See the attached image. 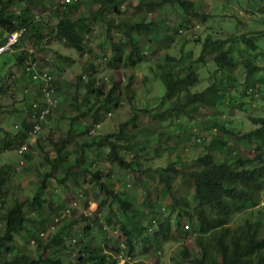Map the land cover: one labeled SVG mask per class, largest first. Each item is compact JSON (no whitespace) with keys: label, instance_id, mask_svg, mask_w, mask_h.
<instances>
[{"label":"trees","instance_id":"trees-1","mask_svg":"<svg viewBox=\"0 0 264 264\" xmlns=\"http://www.w3.org/2000/svg\"><path fill=\"white\" fill-rule=\"evenodd\" d=\"M17 1L22 0H0L1 29L7 31L16 29V25L10 21L14 15L11 12L8 13L7 8ZM23 1L26 10L23 9L20 16L15 17L18 18L19 24H24L31 30L37 29L35 25L38 22L34 21L37 9H45L47 4H51L55 6L51 11L56 19L53 31L58 37L64 38L67 47L79 52H83L88 46L84 35L86 31L87 33L90 31V27L84 22L86 20L89 23L103 21L106 25L105 39L111 43V58L108 61L110 69L124 67V65L132 67L140 62L139 35L154 24L153 21L147 19L149 11L160 9L166 2L178 1L186 11L183 16L186 23L190 24L193 16L205 15L200 14L192 3L185 0H138L139 5L133 6L134 11L131 14L127 12V9L132 7L129 0H85L88 14L80 18L73 16L79 6L77 0L73 3H58V0ZM124 1L127 4L126 10L120 11L119 5H122ZM258 1L264 8V0ZM95 3L99 5L97 9H93L92 5ZM35 34L37 38H42L40 31L37 30ZM118 36H123L124 41L114 42ZM241 40L251 49L255 48L251 39L246 40L242 37ZM128 46L131 51L124 55L125 47ZM204 49L208 51L207 44ZM21 55L17 59L18 62L23 60V54ZM216 63L221 64L224 87L241 88L250 84L254 88L256 84H262L261 80L264 81L263 77L255 80L253 76L255 71H264V65L256 68L248 62L246 64L248 71L239 82L234 74L236 68L232 59L225 51L219 54ZM89 66L83 74L85 78L78 76L73 84L71 99H82L84 105L81 106L77 102L70 104L75 107V114L63 118L64 122L68 123L67 132L63 137H58V140L54 141L47 135L45 139L39 137L36 143L31 144L29 132L33 128L32 122L23 120L14 134L0 128V154L16 148L15 146L19 148L21 145H27L28 149L18 153L21 165L28 166L32 160L30 150L35 146L43 151L42 160L45 167L38 177L34 195L22 201L14 195L15 193H11L13 191L11 182L7 183L12 166L7 164L0 167V222L2 223L0 226V264H116L115 258L108 255L106 246L100 247L95 242L89 244L90 241L84 244L79 256L74 258V262L62 260L61 252L65 247V238L69 237L71 231L72 218L67 220L66 213H73L74 209L67 208L68 212L63 211L64 203L59 215V211L51 212L54 201L50 199V186L47 185V181H54L57 187L63 188L66 193L78 189L81 192L79 196L84 194L86 197L91 190L100 192L102 199L97 212L107 205L108 216L104 218L105 223L121 232L129 252L134 249V240L138 238L143 241L144 245L160 248L161 244L181 241L180 238L189 234L194 238L197 254L192 255L187 248L181 246L177 252V259H172L174 264H264V207L262 211L257 210L256 218H246L239 225H230L233 217L256 207L262 200L264 122L261 121L262 125L259 128L241 136L236 134V130H228L224 123H217L214 127L219 135L211 134L212 137L205 147L206 153L197 157L192 162L191 168H183L180 165L181 162L168 161L164 169H155L151 167L152 157L141 156L140 152L143 147L138 144L137 137H145L146 144L148 141L158 144L154 151L156 155L159 154L158 147L160 151L161 148L169 145L168 143L171 146L175 145L179 161H181V141L184 135L180 132L184 126L179 122L180 118L183 115L191 117L188 114L190 111L198 114L199 109L207 107L211 102L219 101L223 94L219 95L220 88L211 85L200 93H185L181 100L180 90L175 87L172 75L165 70L162 81L167 91L160 101L151 98L150 95H142L141 91L136 88L138 87L135 86L137 81H146L144 75L141 80L133 73L128 74L125 79L110 75L107 85L104 80L98 82L91 72L95 64L91 63ZM27 72L31 76L35 70ZM138 76L140 77V74ZM17 77L18 75L13 80L16 81ZM55 79L56 77L52 81L40 79L35 84L29 80L26 87H29V90L24 92L25 101L30 103L34 99H39L45 102L46 92L53 89L50 98L56 101L58 108L60 95ZM192 83L193 79L190 78L185 81L187 86ZM3 84L5 82L0 81V95L4 90ZM105 86L109 88L102 90ZM248 89L250 92L255 91L252 86ZM249 91L245 90V95L250 94L252 98L253 95ZM227 97L232 108L243 109L246 105L245 102L230 94ZM164 99L171 102L170 107H159ZM123 104L129 106L131 116L119 122L113 132H99L98 126L104 120H106L104 122L112 123L113 119L109 116ZM248 105L251 106V104ZM173 118L176 120L175 127L169 129L166 126V120ZM78 121L80 126L77 125ZM80 121H87L88 126ZM92 129H94V134L89 135ZM77 133L81 136H74ZM229 141H233L234 145L240 141L254 144V157L241 159V156L237 154L233 156L229 152L227 154L231 156L227 161H224L226 159L224 158L221 162H217L214 159L215 152L226 151L229 148ZM126 143H130L131 146L125 145ZM45 145H48L49 150H46ZM69 145H71L70 148ZM132 147L134 152L128 160L122 153L127 154ZM105 164L110 165L109 171L103 170L106 168ZM119 171L137 172L136 181L143 187L145 186V193L139 206H136L134 199L127 194L126 186L120 183L118 178H114V176L118 177ZM154 175L158 177L156 185H160L162 196L170 198L166 206L161 205L157 194L155 195L150 190L149 184L155 179ZM176 176L180 177V184L193 189L191 197L179 195L176 190L173 191ZM129 186L130 183L127 184V187ZM192 201L194 204L190 205ZM52 214L58 216V226L56 224L53 233L44 238L43 229L47 228L44 227V223L48 218H52L49 222L51 223L54 218ZM26 225H31V227L26 229ZM97 226L101 229L100 225ZM33 227L37 228L35 234ZM23 229L28 232L32 231V236L34 235L36 256L29 254L24 248L18 249L13 245V235ZM84 229V231L89 230V226H84ZM47 251L49 252L45 255Z\"/></svg>","mask_w":264,"mask_h":264},{"label":"rangeland","instance_id":"rangeland-1","mask_svg":"<svg viewBox=\"0 0 264 264\" xmlns=\"http://www.w3.org/2000/svg\"><path fill=\"white\" fill-rule=\"evenodd\" d=\"M192 4H199L200 8H203L210 12V15L206 18L205 21H202L198 18H195L192 20L193 26L198 29L199 37L197 40H191L188 39L185 35L189 33L190 35L192 32L185 31L183 34H175V29L168 27V22L172 21H178L182 25H185V22L182 18L183 11L181 7L178 4H174L172 8H166V13H163L161 15V18H164L163 22H154L149 29L143 33V37L140 40V45L142 50H146V54L143 57V60L140 63V66L142 68V73L146 74L147 80L145 83L141 82V84L136 82L135 86H138V90L141 91L142 95H156V94H164L165 86L163 85L162 78L160 79V72H161V65L165 62H162L164 60V57L166 54L169 56L174 57L176 60L179 58V56H183L185 53L188 56L187 60V66L189 64L190 67L186 68V70L180 73V76H183L185 73L189 71V69H192L197 73H201L202 79L199 80V82L196 83L195 87H189V92H196V91H202L207 86V81L210 82L220 80L222 78V74L218 75L216 71V65H215V58L223 51H230L232 53V56L237 58L238 64H236V75L238 79H242L245 73V63L247 60V53L245 52V46L243 43L239 41L240 34H245L247 37H254L257 43V49L254 52H251L254 54L255 59L253 60V63L256 66H263L264 64V58L261 57L262 54L258 52H264V13L263 9L259 5L260 9L256 5H254L253 0H185ZM130 8L127 9L128 14H131L134 11V7L139 5L138 0H129ZM128 3V4H129ZM82 6H86V1L81 0L79 2ZM51 5V4H50ZM254 5V7H253ZM93 9H97L99 5L97 3L93 4ZM127 7L126 2H123V5H120V11L126 10ZM253 7V9H252ZM169 9V11H168ZM39 11V10H37ZM86 11V10H85ZM41 12V11H40ZM84 12V9L82 8L77 13H75V16L80 15ZM157 12L162 13L163 10H157ZM13 14H18V9L12 11ZM87 13V11H86ZM56 23V19L52 16V12L50 11H43L41 21L35 25L37 29H29L28 35L23 40L21 44L17 46V50H13L11 52H6L0 55V77L2 81L5 82L3 84V93L0 95V128L3 130H6L7 132H10L11 134H14L19 129L21 122L24 120V111L25 106L27 102L24 99V92H23V86L27 85L28 82V72L25 70H22L23 72L21 74H17L18 68H20L23 65H20V62L17 63V59L19 56L23 53L22 50L25 47H27L29 44L35 43L36 46L39 47V51L43 54H46L50 57L51 65L54 67L55 77L57 81L56 88H58V92L60 95V104L55 111L47 120L45 128H43L44 132L42 133V136H49L52 140L57 141L58 137H63L68 129V123L64 122L63 118H68L71 115L75 114V107L70 105L71 103L74 104L77 102L80 103L81 106L84 105V102L82 99L76 98V100L71 99L72 93L74 90L73 84L76 81V77L80 76L84 73L86 70L87 60H90L89 55H80L78 54L74 49H71L67 46H65V43L60 39V37H57L56 33L53 32L54 26ZM173 26V23H170ZM161 25V34L158 37H155L154 34L156 33V27ZM171 26V25H170ZM193 29V28H191ZM41 31L42 38L39 39L35 35L36 31ZM94 30L97 31L96 34H94L92 37H90V47L96 54L99 53V49L101 46L99 45V38L102 36L101 28L99 27L96 29L94 27ZM195 32V29H193ZM159 30H157V33ZM164 32V33H163ZM171 32V37L167 34ZM210 35L211 39H218L221 43V49L217 54L214 56L211 54L209 56H206L202 62L196 61L197 57L200 54V50L202 47V44L205 40V37ZM232 40V41H231ZM198 41V42H196ZM172 42V44L170 43ZM170 43L168 48L165 50L163 47ZM34 45V44H33ZM107 44V51H108ZM161 50V51H160ZM248 49H246L247 51ZM160 53H157L159 52ZM247 52H250L248 50ZM152 53H156L158 55H153ZM25 57V56H23ZM84 58H87L85 60ZM70 60H73L70 62ZM251 61V59H250ZM96 66L94 67V70H90L96 79L100 78L101 80H104L105 84H109L107 81L108 75L110 76V73L108 71L107 63L105 64V61L103 60H96ZM152 67V69H150ZM124 67L119 66L118 68H114L113 70H122L117 71L116 73H121L124 70ZM150 69V70H149ZM174 69V66L172 67ZM255 74L257 78L263 77L264 78V71L258 70ZM132 72V71H130ZM134 72V71H133ZM114 73V74H116ZM124 73V72H123ZM136 73V71L134 72ZM127 75L125 72L124 75ZM17 80L14 81L12 76H17ZM136 77L141 80V78L138 76V74H135ZM218 75V76H217ZM263 75V76H262ZM116 76V75H115ZM13 80V81H12ZM15 82V83H14ZM59 82V84H58ZM177 85L179 87H183L184 83L183 81L179 80L177 81ZM254 89L255 91L250 92L251 95H245V91L243 90V87L241 89L235 87V88H226L227 90H230V95L237 98L238 100H242L245 102L246 105H244L243 109L240 108H231L226 109L227 106L223 107L225 108V111L229 114V117L232 120L233 125L236 127V130L239 132L242 131H248L254 128H257L258 125L254 124L255 120H262L264 121V83L262 84H256ZM222 87V86H221ZM109 88V86H105L102 90H106ZM262 89L263 91H260ZM183 92V91H182ZM184 94V93H183ZM182 94V96H183ZM161 95V96H162ZM162 98V97H161ZM228 97H226V101L228 102ZM252 100V102H251ZM67 101V103L65 102ZM161 101V99H160ZM229 104V103H228ZM248 104H251L249 106ZM166 104H164L165 106ZM230 105V104H229ZM159 107H162L161 105ZM155 108V106H154ZM248 108V109H247ZM211 107L207 106L199 110V113L191 112L188 113L191 117H186V120H181V123L184 127V130L178 131L181 135H186L188 132V129L195 128L196 130H199V138H201L203 141L199 145H196L195 136H186L183 138V145L187 149L185 151V156L182 158L181 161H179L178 152L175 145H166L165 148H161L158 152L159 154L156 155L154 151L156 150L155 147L158 146V144H152L148 141L146 144L145 137H137V142L139 145L143 147L140 154L141 156H148L152 157V168L159 169L167 166L168 161H177L181 162L180 165L183 168H191L192 162L195 158L198 156H201L206 153L205 147L208 145L209 133H206V127L211 128L214 127V124L211 123L214 119L219 121L223 114L218 111H211ZM131 116V111L129 109V106L127 104L121 105L118 110L115 113H112L109 118L113 119L112 123L104 122V120L101 125L98 126L99 132L106 131L108 133H111L117 128L119 122L125 121ZM209 116H212L213 118L210 119ZM88 119V118H86ZM81 122V121H80ZM115 123V125H114ZM169 129H172L174 124H170V122H167ZM77 125L80 126L79 121L77 122ZM204 128V130H203ZM80 134V133H79ZM77 133V135L74 136H81ZM2 135V134H1ZM156 136V135H153ZM85 137V136H84ZM175 140V138H173ZM31 142H33V138L31 139ZM144 144V145H143ZM73 145V143H72ZM125 145L131 146L130 143H126ZM177 145V144H176ZM46 146V150H49L48 145ZM11 148L3 153L0 154V167L3 165H9L12 166V171L10 172V179L7 183L11 182V190H13L11 193H15L14 195H17L19 200H24L26 197L31 198L35 193V187L38 182V177L41 175V173L45 170V167L43 165L42 155L43 151L35 148V146L30 150V155L32 156V160L29 163L28 166H23L20 163V155L18 153V147ZM26 147H28L26 145ZM69 148L71 145L68 146ZM130 149V148H129ZM51 150V148H50ZM241 153L244 155L250 156L253 153L252 147H247L245 145H242L240 148ZM127 154L122 155L126 159H130L132 157V154L134 152V149L132 147V150H129ZM74 155V154H73ZM74 157V156H72ZM215 160L219 162L218 160H222L221 155H216ZM29 162V161H26ZM106 167L103 169L104 171H109L110 165L105 164ZM117 170V169H115ZM107 173V172H106ZM137 172L134 171H119L118 177L114 176V178H118V181L120 183H123L127 188V194L129 197L134 199V202L136 206H139L142 202L143 195L145 193V186L143 187L142 184L140 185L137 180ZM105 175V173H103ZM140 175V174H138ZM156 175V174H155ZM155 177L153 181L150 182V190L151 192H154L155 195L157 194L158 199L161 203V205L166 206V204L169 203L170 198L162 196L160 185H156L158 183V177ZM174 190H176L177 194L179 195H187L188 197L192 193L191 187H186L180 184V177L176 176L174 177ZM130 183V186L127 187V184ZM47 185L50 186V199L54 203L51 212H58V215L60 213V209L62 204L65 203L64 208L66 209L69 204L76 203V210L74 209L73 213L68 214L67 220L71 219L70 222V228L71 231L69 232V237L65 238L64 248L61 252V258L64 261H72L74 262V258L79 256V251L82 250L83 245L85 244L84 237V226L88 225L90 227L89 235L95 236L96 242L100 247H104L105 245H108V248L117 249L118 243L124 238L119 231H116L117 233L114 234V228L111 229L108 227L106 230H101L95 220L96 216H88L85 217L82 214V211L86 210L89 212H92L95 208H97L98 205H100V201L102 199L100 192H95V190H91L88 192L86 197L84 194L82 196H79L81 194L80 190L74 189L73 191L66 193L63 188L57 187V184L54 181H47ZM85 197V199H83ZM191 197V196H190ZM77 199V200H76ZM264 204V202H262ZM194 204L193 201L190 203V205ZM72 209V210H73ZM28 210L27 207L25 209ZM100 215L102 219H104L107 214V205L103 206L100 209ZM264 212V211H263ZM257 210L256 208H252L247 210L246 212L239 214L235 217H233L232 221H230L231 226L239 225L244 221L246 218L254 219L257 217ZM53 220L50 222L52 218H48V220L44 223L47 227L43 229L44 238L47 236H50L53 233V230L56 227V224L54 222L55 218H57V215H54ZM51 215V217H52ZM45 216V213H44ZM74 222L73 224H71ZM29 223V222H27ZM49 223V224H48ZM30 224V223H29ZM2 223L0 222V226ZM72 225V226H71ZM26 229L30 228L31 225H26ZM54 229L52 230L53 227ZM58 226V224H57ZM26 229H23L19 231L18 233H15L13 235V245L16 248H24V250H27L29 254L36 256V249L34 248V241L32 236V231L28 232ZM58 227L56 228V230ZM147 231V230H145ZM33 232H37V228L33 227ZM119 232V233H118ZM148 232V231H147ZM75 237L76 239L79 238L82 241L78 245H72L71 239ZM178 242H167L165 244H161L160 248L155 247H149L148 244L144 245L143 241H140L138 238L134 241V251L132 252V264H174L173 258L177 259L178 256V250L181 246L187 248L189 252L192 255L197 254V249L195 248V241L194 238L187 234L184 235V237L180 238ZM90 242L89 244H91ZM76 244V243H75ZM23 250V249H20ZM158 250V251H157ZM49 251L45 253V255L48 254ZM113 252V251H112ZM74 254V256H73ZM176 254V255H175ZM44 255V256H45ZM109 255V254H108Z\"/></svg>","mask_w":264,"mask_h":264},{"label":"clouds","instance_id":"clouds-1","mask_svg":"<svg viewBox=\"0 0 264 264\" xmlns=\"http://www.w3.org/2000/svg\"><path fill=\"white\" fill-rule=\"evenodd\" d=\"M76 0H58V3L60 2V3H73V2H75ZM78 2H80L81 0H77ZM84 2H85V0H84ZM188 2V1H187ZM253 2H254V5H256L257 7H258V9H260V7H259V5L261 6V8H262V5H261V3L258 1V0H253ZM174 4H178L180 7H181V5H180V3L178 2V1H176V2H173V3H168V2H166V3H164V5L160 8V9H158V10H163V12L162 13H160V12H157V10H151V11H149L148 13H147V19L148 20H150V21H153V22H163L164 21V18H161V15L163 14V13H166V11L165 10H167L166 8H172L173 7V5ZM259 4V5H258ZM56 5V4H55ZM58 5V4H57ZM123 5V4H122ZM254 5H253V7H254ZM120 6V5H119ZM193 6H194V8L195 9H197L198 11H199V13L200 14H205L204 16H201V17H196V16H193V18L191 19V23L190 24H188V23H186L185 22V20H184V18H183V16L186 14L185 12V10L181 7V9H182V11H183V13L184 14H182V18H183V20H184V22H185V25H182L181 23H179L178 21H172L171 20V22H168V27H169V29L172 27V28H174L175 29V34L177 33V34H183L185 31H189V32H192V34L190 35L189 33H187L185 36L186 37H188V39H191V40H197V38L199 37V32H198V29L196 28V27H192L193 26V22H192V20H194L195 18H198V19H200V20H202V21H205L206 20V18L210 15V12L209 11H207V10H205V9H203V8H200V5L199 4H193ZM55 8V6H52V5H48L47 4V10H45V9H37V10H39V11H37L36 12V14H35V20L34 21H36V22H40L41 21V17H42V12L43 11H50V12H52L51 10L52 9H54ZM253 7H252V9H253ZM84 9V12L82 13V14H80V15H77V16H75V13H77L79 10H81V9ZM86 8H87V4H86V6L84 7V6H82L81 4H79V6H78V8H77V10H75L74 11V13H73V16L74 17H82V16H85L86 14H88V12L86 13ZM16 9H18V11H19V13L18 14H13L14 16L11 18V22H12V24H15L16 25V29L15 30H13V31H7V30H3V29H1L0 28V45H4V44H8L9 43V47L6 49V50H4L3 52H0V55L1 54H3V53H6V52H11V51H13V50H17V49H19V48H17V46L19 45V44H21L22 42H23V40H25V38L27 37V35H28V32H29V28L28 27H26L24 24H19L18 22H17V20H18V18H15V17H19L20 16V14H21V11L24 9V10H26V7H25V3H24V1L22 0V1H17L13 6H11V7H8L7 8V12L9 13V12H11L12 13V11L13 10H16ZM120 9V8H119ZM263 10V13H264V8H262ZM41 11V12H40ZM110 12H112V10H109ZM168 11H169V9H168ZM26 13H29V11H25ZM17 22V23H16ZM85 24H87V25H89V29H90V31L87 33V31L85 32V37H86V40H87V48L83 51V52H79V51H77V50H75L78 54H80V55H88V54H90L89 55V57H90V60H87V58H84L85 60H87L88 61V63H87V66H89L91 63H93V64H95V66L97 65L96 64V60H98V59H100V60H103V61H105V64L107 63V66H108V71H109V73H110V75H113L115 78H120V79H125L126 77H127V75L128 74H140V76L142 77V75H144L145 76V78H146V80H147V76H146V74H143L142 73V68H141V66H140V63H141V61L143 60V57H144V55L146 54V52H148V51H146V50H142V48H141V45L139 46V49H140V52H139V54H138V56H140V62L137 64V65H135V66H132V67H127V66H125L124 65V73L126 72L127 73V75L125 74L124 75V73L123 72H121V73H116L117 71H122V70H113V69H110V67H109V65H108V61H109V59L111 58V47H108V51H107V44H108V46H111V43H109V41L107 40V39H105V29H106V25H105V23L103 22V21H101V22H98V23H89L87 20H86V22H84ZM170 23H173V26H172V24H170ZM18 24V25H17ZM171 25V26H170ZM94 27H96V29H98L99 27L101 28V33H102V36L99 38V45L101 46V48L98 50L99 51V53L98 54H96V52H94L93 50H92V48L90 47V44H91V41H90V37H92L94 34H96L97 33V31H95L94 30ZM156 27V33L154 34V36L155 37H158V36H160V34L162 33L161 31V25H158V26H155ZM191 28H193V29H195V32H194V30L193 29H191ZM157 30H159V32L157 33ZM41 32V31H40ZM53 32H55V31H53ZM42 33V32H41ZM164 33V32H163ZM171 32H169V33H167L170 37L172 36V35H174V34H170ZM58 37V36H57ZM143 37V33L142 34H140L139 35V40H141V38ZM242 37H245L246 38V40L247 39H251L252 41H253V43H254V45H255V48L254 49H251L248 45L246 46L245 44H244V41H242L241 40V38ZM64 43H65V40H64V38H60ZM118 40H121V41H124V37L123 36H118L117 37V39H115L114 40V42H116V41H118ZM232 41V40H231ZM239 41L241 42V43H243V45L245 46V52L247 53V60H246V62H250V63H252L256 68L257 67H260V66H256L254 63H253V60L255 59V56H254V54L253 53H251V52H254L255 53V51H256V49H257V43H256V40H255V38L254 37H247V36H245V34H240V36H239ZM196 42H198V41H196ZM33 44H29L27 47H25V48H23V49H20V50H22L23 51V56H25V57H23V60H22V62H20V65H23V66H21L20 68H18L17 70H18V72H17V74H21L23 71L22 70H25V71H28V70H35V72H37V73H39V74H42V72L43 71H46L49 75H50V81H52V79L53 78H55V72H54V67L51 65V60H50V57L48 56V55H46V54H43V53H41L40 51H39V47L38 46H36L35 45V43L34 42H32ZM125 43H126V41H125ZM171 44H172V42H170ZM170 43H168L167 45H165L164 47H163V49H161V50H165L166 48H168V46L170 45ZM221 42L218 40V39H211L210 38V35H208L207 37H205V40H204V42H203V44H202V47H201V50H200V54H199V56L197 57V59H196V61H199V62H202L203 61V59L206 57V56H209V55H215V54H217L218 52H219V50H222L221 49V44H220ZM206 44H207V50L208 51H206L204 48H205V46H206ZM247 44V43H246ZM66 46V45H65ZM72 49V48H71ZM246 49H248V50H250V52H247L246 51ZM160 50V51H161ZM129 51H131V48H130V46H128V47H125V54L124 55H126V53H128ZM146 51V52H145ZM160 51L159 52H157V53H160ZM223 51H225L228 55H229V57L232 59V63L234 64V66H235V68L237 67L236 66V64H238L239 62L237 61L238 59L237 58H235V57H233L232 56V53L230 52V51H226V50H223ZM257 52V51H256ZM258 53H261L262 54V56L261 57H263L264 58V52L262 51V52H258ZM153 55H155L156 53H152ZM156 55H158V54H156ZM255 55H256V53H255ZM20 56H22V55H20ZM19 56V57H20ZM137 57V56H136ZM135 57V58H136ZM219 57V55L215 58V60H214V62H215V65H216V71H217V73H218V75H220V74H222V78L220 79V80H218V78L216 79V81H213V82H210L209 80L207 81L208 83H207V86L202 90V91H196V92H189L188 91V89H189V87H195L196 86V83L197 82H199V80L201 81V80H203L202 79V76H201V73H199L198 75H197V73L198 72H196V71H194V70H192V69H189V71L187 72V73H185L183 76H180V73L183 71H185L186 70V68H188V67H190L189 66V64H188V66H187V60H188V56L186 55V53L183 55V56H179V58H177V60L174 58V57H172V56H169L168 54H166L165 55V57H164V60L162 61V62H165V63H163L160 67H161V72H160V79L162 78V76L164 75V71L165 70H168V73L170 74V75H172V79L174 80V85H175V87L178 89V90H180V92H179V96L181 97V100H183V96L185 95V93L186 94H188V93H191V94H193V93H200V92H203V91H205L208 87H210L211 85H216L217 87H219L220 88V90H219V95H221L222 93V97L220 98V100L219 101H214L213 103L211 102L210 104H208V106L209 107H211L212 109H211V111H213V112H215V111H218V112H221L222 114H223V116H222V118L219 120V121H217L216 119H214L211 123H213L214 124V126H215V124H222V123H224L227 127H228V130H236V127L233 125V123H232V120H231V118L229 117V114L225 111V108H223V107H225V106H227L226 107V109L228 108V109H231L232 107L228 104V102L225 100L226 99V97H227V95L228 94H230V90H227L226 88L227 87H224V82H223V80H224V74H223V72H222V69H221V64H217L216 63V59ZM126 57H124V59H125ZM250 59H251V61H250ZM73 60H70V62H72ZM17 63H18V61H17ZM246 64L247 63H245V73H247L246 71H248V70H246ZM264 64V63H263ZM174 66V69H172V67ZM90 67V66H89ZM88 67H86V69H87ZM51 69V70H50ZM150 69H152V67H150ZM149 69V70H150ZM92 70H94V69H92ZM51 71H52V73H51ZM130 71H132V72H130ZM136 71V73H134V72ZM85 72V71H84ZM258 72V71H257ZM256 71L253 73L254 75V79L256 80V79H260L259 77L257 78V76H255V74L257 73ZM114 73H116V74H114ZM235 73H236V70H235ZM234 73V74H235ZM245 73H244V75H245ZM33 74L34 73H32L31 74V76H29L28 75V82H29V80L30 81H32L34 84L35 83H37L41 78H34L33 77ZM84 74V73H83ZM83 74H81L80 75V77H84L85 78V76L83 75ZM116 75V76H115ZM217 75V76H218ZM236 75V74H235ZM237 76V75H236ZM78 77V76H77ZM108 77H109V75H108ZM140 77V78H141ZM1 78L2 77H0V81H2L1 80ZM12 78L14 79V78H16V76H12ZM188 78H190V79H193V83L192 84H190L189 86H187L186 84H185V81H187V79ZM242 79H243V77H242ZM242 79L240 80V79H238V77H237V80L239 81V82H241L242 81ZM98 80V82H102V80L100 79V78H98L97 79ZM179 80H181V81H183V83H184V86L181 88V87H179L178 85H177V81H179ZM28 82H27V85H24L23 86V92H28V90H29V87L28 88H26L27 86H28ZM31 83V82H30ZM32 83V84H33ZM138 83L139 84H141V82H139L138 81ZM143 83H145V82H143ZM261 83H264V81H262L261 80ZM39 85V84H38ZM163 85H164V83H163ZM165 86V85H164ZM222 86V87H221ZM251 85L250 84H246L244 87H243V90L245 91H249L250 89H248L249 87H250ZM137 88V87H136ZM242 88V87H241ZM241 88H239V89H241ZM167 90H166V87H165V91H164V94L161 96L160 94H156V95H153V96H150L151 98H155V99H157V100H160V99H162L161 97H163L164 95H165V92H166ZM183 91V92H182ZM261 91H263L262 89H261ZM50 94L53 92V89H51L50 91H48ZM184 93V94H183ZM182 94H183V96H182ZM33 99V98H32ZM31 99V100H32ZM173 99V98H172ZM171 99V100H172ZM30 100V101H31ZM54 101V105L53 106H51V107H46V105H45V102L44 101H40L39 99H34L33 100V102H28L27 104H26V106H25V111H24V120L27 122V121H29V122H32L33 123V128H32V130H30V132H29V136H30V143L31 144H34V143H36V141H37V139L39 138V137H42V139H45L46 138V136H42V133L41 132H44V130H43V128H45V126H46V123H47V120H48V118L54 113V110L57 108V106H56V101L55 100H53ZM263 101H264V98H263ZM39 102H40V104H39ZM44 103V104H42V103ZM164 104H166L165 106H164ZM162 106V107H170L171 106V102L170 101H167V100H165L164 99V101H163V103L161 104H159V106ZM162 107H160V108H162ZM39 108H41L40 110H38ZM47 110V112L43 115V117L42 118H40V114H41V112L42 111H44V110ZM200 110V109H199ZM36 112V114H33V112ZM192 112V111H191ZM186 117H188V116H182L181 118H180V123H181V120H186L185 118ZM190 118V117H189ZM209 118L210 119H212L213 117L212 116H209ZM176 120H174V118L173 119H170V120H166V126H168V123L167 122H170V124L172 125V123H176L175 122ZM261 121L262 120H255L254 121V124H256V125H258V127L257 128H259V126L260 125H262L261 124ZM81 122H83V123H85L86 125H87V121H81ZM264 122V121H263ZM182 124V123H181ZM85 125V126H86ZM264 125V124H263ZM38 127L39 129L38 130H35V127ZM88 126V125H87ZM185 127V126H184ZM184 127H183V129L182 130H184ZM205 127H206V133H209L208 134V136H209V139L212 137L211 136V134L212 133H215L217 136L219 135V132L217 131V130H215V127H211V128H207V125H205ZM169 128V127H168ZM257 128H254V129H251V130H248V131H242V132H239L238 130H236V134H238L239 136H241L242 134H245V133H247V132H250V131H253V130H255V129H257ZM188 129V132H187V134L186 135H184L183 136V138H185L186 136H195L196 138H195V141H196V145H199L200 143H202V139L201 138H199V130H196L195 128H192V129H189V128H187ZM203 130H204V128H203ZM205 131V130H204ZM91 134H94V129H92V130H90V133H89V135H91ZM190 136V137H191ZM155 137V136H154ZM33 138V142H31V139ZM183 138H182V141H181V150H180V152H181V154H182V158L185 156V151L187 150L186 148H185V146L183 145ZM242 145H245V146H249V147H252L254 150H253V153H252V155H250V156H247V155H244L243 153H241V150H240V148L242 147ZM228 149L226 150V151H216L215 152V156H214V159L216 158V155H221L222 156V160L224 159V158H226V159H224V161H227L228 159H229V157L231 156V155H228L227 153H229V152H231L232 154H233V156L234 155H238V156H241V159H243V158H249V159H252L253 157H254V155H255V147H254V144H249V143H246V142H242V141H240V143L238 142V143H235V145H234V143H233V141H229V144H228ZM26 148L28 149V147H26V145H21L19 148H18V152H22L23 150H26ZM179 148V147H178ZM206 150V149H205ZM199 157V156H198ZM196 159V158H195ZM194 159V160H195ZM193 160V161H194ZM221 160V161H222ZM219 162H221L220 160H218ZM241 161V160H240ZM263 163H264V159H263ZM263 196V197H262ZM262 196H261V201L258 203V205L256 206V207H253V208H256V210H260V211H262V207H264V204L262 203V202H264V190H263V193H262ZM74 205H76V203L74 202V203H72V204H69L68 206H67V208H76V206H74ZM67 208L65 209H63V211H65V212H68V210H67ZM97 208H98V206H97ZM97 208H95L92 212H89V211H87V209L86 210H84V211H82V214H83V216H85V217H87L88 218V216H93V215H95L96 217H97V222H96V220H95V222H96V224L97 225H100L101 226V230L103 231V230H106V229H108V227H110L111 229H113V227H112V225H108V224H106L105 223V220L104 219H102V218H100L101 217V215H100V212L98 211L97 212ZM76 210V209H75ZM71 212H68V213H66L67 215L68 214H70ZM59 218L57 217V218H55V220H54V222L55 223H57V220H58ZM86 226H88V225H86ZM51 227H53V226H51ZM54 229V227L52 228V230ZM85 230V229H84ZM89 231H90V227H89V230H87V231H84V237H83V239L85 240V243L86 242H88V241H90V242H96L95 240H96V238H95V236L94 237H90L91 235H89ZM116 231H118L116 228H114V234H116L117 232ZM120 232V231H119ZM118 232V233H119ZM120 234H121V232H120ZM122 235V234H121ZM123 236V235H122ZM124 237V236H123ZM82 241V238H81V240L79 239V238H75V237H73L72 239H71V242L73 243L72 245H78V244H80V242ZM135 241V240H134ZM76 243V244H75ZM135 244V243H134ZM84 246V245H83ZM106 246V245H105ZM83 248V247H82ZM106 250L108 251L107 253L109 254V256H113L114 258H115V260H116V264H132V261H131V258H132V252L134 251V249L131 251V252H129V249H128V246L126 245V242H125V238H123L119 243H118V246H117V249H112V248H108V245L106 246ZM79 252L81 251V249L80 250H78ZM113 251V252H112ZM158 251V250H157ZM82 254H83V252H82Z\"/></svg>","mask_w":264,"mask_h":264},{"label":"built area","instance_id":"built-area-1","mask_svg":"<svg viewBox=\"0 0 264 264\" xmlns=\"http://www.w3.org/2000/svg\"><path fill=\"white\" fill-rule=\"evenodd\" d=\"M9 47V43L8 44H4V45H0V52H3L4 50H6L7 48ZM33 77L34 78H41V79H48L50 80V75L46 72V71H43L42 74H39L37 72H34L33 74ZM49 92H46V99H45V105L46 107H51L54 105V101L51 100L50 98V93L48 94ZM47 112V110L45 109L44 111L41 112L40 114V118L43 117V115ZM33 114H36V112L34 111ZM39 128L36 126L35 127V130H38Z\"/></svg>","mask_w":264,"mask_h":264}]
</instances>
